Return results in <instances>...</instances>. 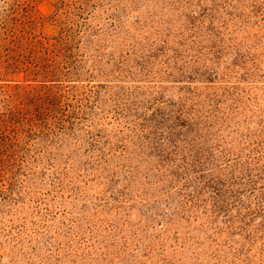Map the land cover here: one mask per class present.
<instances>
[{
    "label": "rangeland",
    "instance_id": "rangeland-1",
    "mask_svg": "<svg viewBox=\"0 0 264 264\" xmlns=\"http://www.w3.org/2000/svg\"><path fill=\"white\" fill-rule=\"evenodd\" d=\"M0 264H264V0H0Z\"/></svg>",
    "mask_w": 264,
    "mask_h": 264
}]
</instances>
